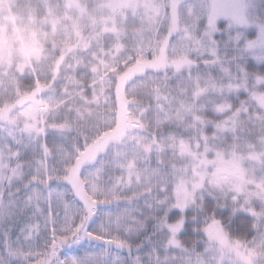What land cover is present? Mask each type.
<instances>
[{
  "label": "snow or ice",
  "instance_id": "6c2138e0",
  "mask_svg": "<svg viewBox=\"0 0 264 264\" xmlns=\"http://www.w3.org/2000/svg\"><path fill=\"white\" fill-rule=\"evenodd\" d=\"M147 8L123 87L149 100L127 128L107 135L114 99L77 114L88 130L71 108L0 118V264H264V177L232 175L244 152L264 171V0Z\"/></svg>",
  "mask_w": 264,
  "mask_h": 264
},
{
  "label": "rangeland",
  "instance_id": "374dc122",
  "mask_svg": "<svg viewBox=\"0 0 264 264\" xmlns=\"http://www.w3.org/2000/svg\"><path fill=\"white\" fill-rule=\"evenodd\" d=\"M34 1L37 4L0 0V99L17 75L46 73L57 79L61 71L69 69L71 60L68 56H78L85 50L93 51L95 47L90 46L89 41H97L95 38L101 41L103 37H111L114 40L110 49L101 48L92 54L93 70H96V65L103 70H115L113 61L118 54L123 58L122 64L129 61V56L124 54V37L131 36L139 51L140 41L146 40L149 32L148 0ZM106 83L104 76L94 82L97 97L93 98V103L98 106L108 103L103 95ZM45 91L43 87L35 88L30 97L20 100L17 106L0 105V118L15 123L34 117L42 108L49 110V118L60 116L64 109L69 108L75 94L69 86H66L63 95ZM41 93L43 99L40 98ZM84 108H74L72 113L85 112ZM94 110L99 112L97 108L86 109V112ZM127 120L129 122L130 118ZM128 124L120 122L118 127L121 130ZM232 175L241 190L245 191V186L251 188L253 183L264 177V171L260 169L255 153L244 152L236 154ZM249 252L251 260L256 253L251 249ZM240 256L243 257V253Z\"/></svg>",
  "mask_w": 264,
  "mask_h": 264
},
{
  "label": "trees",
  "instance_id": "16d2710c",
  "mask_svg": "<svg viewBox=\"0 0 264 264\" xmlns=\"http://www.w3.org/2000/svg\"><path fill=\"white\" fill-rule=\"evenodd\" d=\"M32 3L35 2L34 0H18V3ZM36 3V2H35ZM37 4V3H36ZM35 5V4H34ZM92 41L90 40L89 45L95 47L93 51L85 50L81 52L78 56L70 55L69 60L71 63L69 64L68 71H61L60 74L54 79L51 77V74H38L37 76H33L31 74H21L14 77L11 81V85L7 87L5 92L3 93L0 101V105L2 107H7L10 104L14 106L20 103V100L30 97V92H32L35 88L38 89L39 87L46 88L45 92L51 91L53 94H64V89L66 86H69L72 90L75 91L74 96L71 99V103L69 108H81L85 107L86 109L97 108L98 111L103 114L106 110L112 111L110 104L111 101L114 99L116 103L119 105V109L117 110V126L107 132V135H114L120 131L118 124H128V118H132L133 113L143 114V107L142 105L148 103L149 98L146 96H139L137 94V88L133 86H129V90L127 95H125V90L123 87L124 81L127 80L132 73L140 71L142 69V65L140 61H137L136 64H131L130 59L129 61L122 64V59L120 58V54L118 57L114 59V67L115 70L102 69L99 65H96V70L94 71L93 68L95 67L94 61L92 59V54L95 52L97 53L99 49H110L111 43L113 42V38L111 37H103L100 41L99 39L95 38ZM125 46H124V54L126 55L129 51H137L136 47L133 44L131 36H125L123 39ZM101 42V43H100ZM138 52V51H137ZM127 58V57H126ZM118 68H124V71L118 72ZM106 77L107 83L104 87V96H106L108 103H102L100 106L93 103V98H96V87L97 85L94 84L95 80L98 77ZM35 78V84H33V79ZM113 78L119 83L116 85V95L115 97H111L109 95L110 91L113 88ZM55 81V84H53ZM69 82L70 85H67ZM44 92V93H45ZM106 94V95H105ZM35 106V104H33ZM67 107V105H64ZM68 109V108H67ZM67 109H64L63 115ZM68 112V118L73 120L72 127L75 129L77 127H81L84 130H88L90 128V124H88L83 118L75 119L78 113ZM74 114V115H73ZM60 115V116H61ZM153 118V114L149 113L148 118L145 120V127L149 128L151 120ZM82 122V123H81ZM149 131L151 129L149 128ZM147 134V133H146Z\"/></svg>",
  "mask_w": 264,
  "mask_h": 264
}]
</instances>
